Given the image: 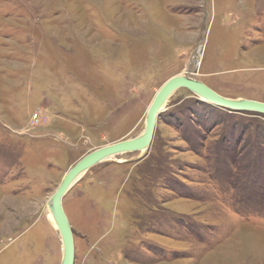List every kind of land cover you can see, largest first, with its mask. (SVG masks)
Listing matches in <instances>:
<instances>
[{"label":"rangeland","instance_id":"rangeland-1","mask_svg":"<svg viewBox=\"0 0 264 264\" xmlns=\"http://www.w3.org/2000/svg\"><path fill=\"white\" fill-rule=\"evenodd\" d=\"M183 74L264 103V0H0V264H61L50 197ZM62 206L73 264H264V115L178 89Z\"/></svg>","mask_w":264,"mask_h":264},{"label":"water","instance_id":"water-1","mask_svg":"<svg viewBox=\"0 0 264 264\" xmlns=\"http://www.w3.org/2000/svg\"><path fill=\"white\" fill-rule=\"evenodd\" d=\"M195 73L196 71L194 75ZM178 89H186L201 100L232 112H251L264 115V103L262 102L245 99L234 100L222 97L188 74L170 78L157 91L148 107L142 135L98 148L85 155L69 169L51 196V210L62 240L63 254L61 264H73L74 262L73 233L62 206V199L67 191L81 174L100 162L107 161L111 157L122 153L141 152L142 150L146 152L151 144L160 110L168 98Z\"/></svg>","mask_w":264,"mask_h":264},{"label":"bare ground","instance_id":"bare-ground-1","mask_svg":"<svg viewBox=\"0 0 264 264\" xmlns=\"http://www.w3.org/2000/svg\"><path fill=\"white\" fill-rule=\"evenodd\" d=\"M199 60H198V56H197V58H196V62L197 63H199L198 62ZM184 75H186V74H183V75H179V76H184ZM196 80V79H195ZM162 109H163V107H162ZM161 109V110H162ZM160 110V111H161ZM144 127H145V125H144ZM143 131H144V129H143ZM143 131L138 135V136H140V135H142V133H143ZM144 153H145V150H142L141 152H139V154H140V157L141 156H143L144 155ZM112 158V157H111ZM110 158V159H111ZM47 206H48V209H49V212H50V218L53 220V224H54V226H55V228H56V230H57V232H58V229H57V225H56V223H55V218H54V216H53V213H52V207H51V197H50V199H49V201H48V203H47ZM69 222V221H68ZM70 225V224H69ZM60 235V234H59ZM74 244V243H73ZM62 254H63V250H62Z\"/></svg>","mask_w":264,"mask_h":264}]
</instances>
